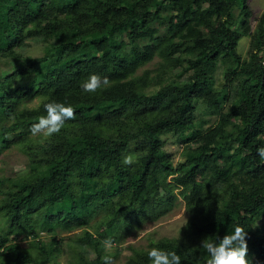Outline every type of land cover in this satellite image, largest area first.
I'll return each instance as SVG.
<instances>
[{
    "label": "trees",
    "instance_id": "1",
    "mask_svg": "<svg viewBox=\"0 0 264 264\" xmlns=\"http://www.w3.org/2000/svg\"><path fill=\"white\" fill-rule=\"evenodd\" d=\"M248 1L0 0V59H22L16 49L28 41L44 45L41 56L24 58L23 67L0 75V119L11 122L0 125V152L20 147L29 169L0 183L6 188L0 190V212L9 230L0 229L2 264H49L60 244L51 237L39 246L36 228L73 232L113 205L104 234L85 230L76 236L81 264H104L107 234L131 216L142 220L150 187L165 189L174 173L184 180V235L150 249L176 252L182 264H207L202 240L218 242L240 225L251 264H264V160L257 154L264 147V14L251 32ZM243 36L250 37L247 59L237 52ZM155 55L166 63L154 78L131 77ZM221 65L224 84L216 91L213 76ZM177 67L176 77L185 79L166 78ZM92 74L107 77L110 85L84 92L81 85ZM235 78L239 91L223 111ZM35 97L39 107H23ZM198 100L219 114L205 132L193 128ZM49 102L72 106L76 118L59 134L33 136L29 129L47 115ZM125 123H135L134 129L116 131ZM169 134L196 144L176 169L162 146ZM127 155L139 157L125 165ZM202 175L206 179L197 183ZM26 228L41 261L10 243L11 234ZM86 250L92 257L84 262ZM149 250L133 249L127 264H151Z\"/></svg>",
    "mask_w": 264,
    "mask_h": 264
},
{
    "label": "rangeland",
    "instance_id": "2",
    "mask_svg": "<svg viewBox=\"0 0 264 264\" xmlns=\"http://www.w3.org/2000/svg\"><path fill=\"white\" fill-rule=\"evenodd\" d=\"M248 5L252 12L251 32L254 30L258 19L264 14V0H249ZM234 17L238 20L239 10H234ZM162 31V30H161ZM125 41V37H123ZM152 51V48H149ZM250 49V37L243 36L237 45V52L242 59H247ZM22 59L16 61L13 58L0 59V75H6L12 73L15 69L21 68L24 65V58L39 57L44 51V45L34 41H28V46L25 48L16 49ZM264 56V53H263ZM166 63V60L162 57L155 55L151 61L139 66L131 77L145 76L149 80L155 77L158 72L161 71V66ZM181 71L180 67L174 68L171 73L166 76L168 79L175 81L184 80L186 75L181 78H177L176 75ZM223 66H219L214 73L213 81L216 91L221 90L224 84L223 78ZM167 79V80H168ZM165 80L164 83L167 81ZM239 78H235L228 85L227 93L228 98L223 104V111H226L230 103L234 101L236 94L239 91ZM13 83H18L15 80ZM40 99L35 97L23 102V107L28 109L37 108L40 105ZM219 121V114L208 110L200 100L196 101V109L194 113L193 128L194 131L205 132L206 130L213 128ZM11 122L6 119H0V125L8 126ZM111 124H105L103 127L106 131L110 130ZM135 123H125L118 126L116 131H131L134 129ZM163 149L168 153L171 166L176 169L181 163H184L186 156V149L191 147L195 148V141L186 143L185 140L177 135L169 134L162 138ZM139 157L138 155H133ZM213 167H210L212 170ZM28 159L26 155L21 151L20 147L13 146L9 149L2 150L0 152V183L4 182L7 178H18L28 173ZM205 176H198L196 178L197 183H201ZM183 177L179 173H174L166 178L165 189L156 191L154 186L150 189L152 194L149 201L146 204V210L142 220L135 221L133 217H129L128 221H121L118 228L114 232L107 234L114 238L113 246L110 250L104 253L109 255L114 260L115 264H127L128 258L132 255L133 249L149 250L151 245L161 239H179L184 235V227L188 221V212L185 206V201L181 195L183 188ZM5 186H1L0 190H5ZM0 194V203H1ZM114 206L110 205L99 210L89 220L85 228L77 229L73 232L62 230L59 227H54L53 230L46 227H38L35 231L38 234L39 246H47L51 241V237H55L59 242L60 247L54 258L51 259L49 264H81L79 252H82L77 245L76 236L82 234L83 231H87L92 235L104 234L106 232L103 223L107 220V214L110 213ZM37 220L36 217L32 218V221ZM259 225H264V220L259 222ZM46 226V225H45ZM51 226H49L50 228ZM0 229L3 233L8 230L5 223V217L0 212ZM28 229L20 234L13 233L9 236L10 243L13 241L26 253H28L35 261L42 260V253L39 249L35 248L32 244L31 237L27 236ZM39 248V247H38ZM82 257L84 262L92 257V253L89 250L83 251ZM0 264L2 261L0 260Z\"/></svg>",
    "mask_w": 264,
    "mask_h": 264
},
{
    "label": "clouds",
    "instance_id": "3",
    "mask_svg": "<svg viewBox=\"0 0 264 264\" xmlns=\"http://www.w3.org/2000/svg\"><path fill=\"white\" fill-rule=\"evenodd\" d=\"M110 85L107 77H100L97 74L90 75L81 87L84 92L95 93L98 90L106 88ZM47 113L46 116L39 117L36 123H33L29 129L33 136L42 134L45 137H51L59 134L63 129L65 122L76 118L75 109L64 103L49 102L44 105ZM257 154L264 160V147L257 149ZM125 165L136 163L133 155H127L123 159ZM247 232L243 227L237 225L231 234H226L223 238H219L218 242H212L204 239L201 247L209 256L207 264H251L248 259V243ZM113 241L108 238L103 241L106 251L113 246ZM151 264H182L181 256L176 252L162 250L158 247L151 248L148 253ZM104 264H115L110 256L104 257Z\"/></svg>",
    "mask_w": 264,
    "mask_h": 264
}]
</instances>
